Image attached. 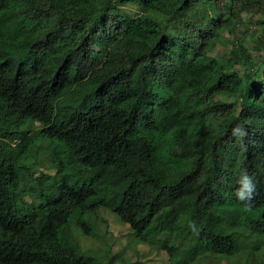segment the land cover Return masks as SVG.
I'll return each instance as SVG.
<instances>
[{"label":"trees","instance_id":"obj_1","mask_svg":"<svg viewBox=\"0 0 264 264\" xmlns=\"http://www.w3.org/2000/svg\"><path fill=\"white\" fill-rule=\"evenodd\" d=\"M241 25L264 50V0H0V264H156L83 251L101 208L167 264H264V64L244 36L213 56Z\"/></svg>","mask_w":264,"mask_h":264},{"label":"rangeland","instance_id":"obj_2","mask_svg":"<svg viewBox=\"0 0 264 264\" xmlns=\"http://www.w3.org/2000/svg\"><path fill=\"white\" fill-rule=\"evenodd\" d=\"M125 10L133 12L130 7ZM248 22H255L256 18L246 17ZM246 26L241 25L234 33H228L223 37V41L213 52V56L219 59H225L226 51L231 47L237 39L245 37V46L249 49L254 60L257 64H264V50H259L255 43L254 35L256 30L252 33H244ZM237 65L240 67L241 61L237 60ZM242 70H239V74ZM230 95L231 100L235 99L234 90L230 87H225L223 92L218 93V99H227ZM47 143V141H46ZM47 152V151H46ZM39 170L45 171L50 174L55 173V169L51 167L47 155L43 156L41 163L36 166ZM27 190L23 195L28 200L29 204L38 205L40 199L37 194H31L29 185H25ZM83 219L90 223L92 234L86 233L82 227L76 225L75 217L71 220L72 227L77 236L80 246L83 251L93 255H103L107 249L112 248L113 252H120L121 255L130 259H136L137 255L145 260L151 261L156 264H167L168 255L166 251L162 250L157 244L144 243L139 236H137L135 230H133L129 223L124 222L114 211L110 209L101 208L95 213L87 212L83 215ZM166 235L159 236L160 239H164ZM157 238V236H152ZM245 255L240 254L235 258L219 257L214 264H242Z\"/></svg>","mask_w":264,"mask_h":264},{"label":"clouds","instance_id":"obj_3","mask_svg":"<svg viewBox=\"0 0 264 264\" xmlns=\"http://www.w3.org/2000/svg\"><path fill=\"white\" fill-rule=\"evenodd\" d=\"M232 135L236 139L238 145L246 147V145H244V139L247 137L248 133L244 126L239 124L234 126L232 128ZM236 183L238 185L235 189L236 199L241 202L245 210L251 209L257 193L255 176L251 174L247 168H241L238 170ZM188 228L196 232L200 230V226L193 220L188 221Z\"/></svg>","mask_w":264,"mask_h":264}]
</instances>
